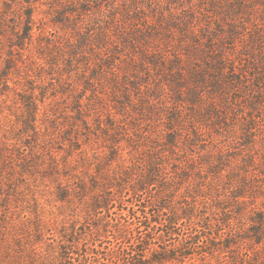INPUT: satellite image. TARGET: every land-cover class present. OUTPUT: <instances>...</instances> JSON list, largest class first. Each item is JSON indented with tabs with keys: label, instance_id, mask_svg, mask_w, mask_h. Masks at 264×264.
I'll return each mask as SVG.
<instances>
[{
	"label": "rangeland",
	"instance_id": "374dc122",
	"mask_svg": "<svg viewBox=\"0 0 264 264\" xmlns=\"http://www.w3.org/2000/svg\"><path fill=\"white\" fill-rule=\"evenodd\" d=\"M147 184L264 264V0H0V264H102Z\"/></svg>",
	"mask_w": 264,
	"mask_h": 264
},
{
	"label": "trees",
	"instance_id": "16d2710c",
	"mask_svg": "<svg viewBox=\"0 0 264 264\" xmlns=\"http://www.w3.org/2000/svg\"><path fill=\"white\" fill-rule=\"evenodd\" d=\"M153 180L149 177L146 182L153 184ZM148 184L132 192L141 196L142 201L138 205L133 202V211L120 213L113 224V237L122 245L106 247L102 264H215L210 258L221 246H230L226 241L224 244L227 234L223 227L215 233L206 231L219 221L191 219L195 216L192 209L174 210L162 198L161 192L157 193L158 187L152 192L147 188ZM221 212L225 215L223 223L230 225L233 221L228 215L230 210L226 207ZM187 222L192 224L194 231L186 233L181 229ZM164 235L168 240L162 238ZM224 263L227 264L221 260L216 264Z\"/></svg>",
	"mask_w": 264,
	"mask_h": 264
}]
</instances>
